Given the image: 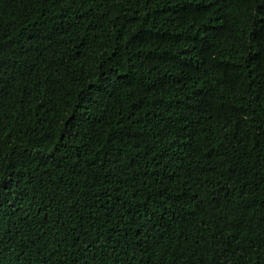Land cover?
Masks as SVG:
<instances>
[{
    "label": "trees",
    "instance_id": "16d2710c",
    "mask_svg": "<svg viewBox=\"0 0 264 264\" xmlns=\"http://www.w3.org/2000/svg\"><path fill=\"white\" fill-rule=\"evenodd\" d=\"M0 264H264V0H0Z\"/></svg>",
    "mask_w": 264,
    "mask_h": 264
}]
</instances>
